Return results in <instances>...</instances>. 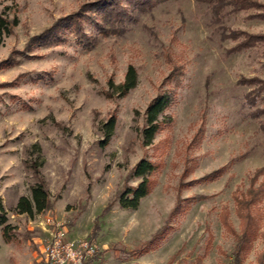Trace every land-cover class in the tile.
Segmentation results:
<instances>
[{"label": "rangeland", "instance_id": "1", "mask_svg": "<svg viewBox=\"0 0 264 264\" xmlns=\"http://www.w3.org/2000/svg\"><path fill=\"white\" fill-rule=\"evenodd\" d=\"M93 1L14 0L17 8L6 10L16 11L18 25L0 41V63L8 60L0 67V200L14 234L6 243L0 233V264H43L47 217L70 240L95 245L90 264H233L240 234L233 193L264 167V91L241 81H264V44L230 53L227 34H264V20L226 8L217 22L206 0H168L134 11L117 34L85 24L95 39L90 48L70 34L62 43L34 40ZM11 5L0 0L1 10ZM129 65L136 87L107 98L108 81L120 83ZM173 65L184 75L162 117L170 122L147 146L145 110L170 93ZM112 113L116 127L101 146L98 126ZM142 159L158 165L152 188L137 208H123L120 195L139 183L133 169ZM31 162L39 164L49 207L29 217L14 208L31 198ZM223 209L235 233L223 226ZM259 209L264 230V200ZM262 249L258 238L243 264H256Z\"/></svg>", "mask_w": 264, "mask_h": 264}, {"label": "trees", "instance_id": "2", "mask_svg": "<svg viewBox=\"0 0 264 264\" xmlns=\"http://www.w3.org/2000/svg\"><path fill=\"white\" fill-rule=\"evenodd\" d=\"M168 0H95L84 4L71 14L57 19L49 28H47L36 41L64 42L66 35L70 34L75 40L76 45L84 48H90L93 45L94 37L85 32V24H88L93 31L99 34L109 35L117 34L122 31V25L127 21L134 20L133 12L145 11L157 3ZM209 5L215 21L219 22L226 8L228 12L247 13L250 18L264 20V3L257 0H206ZM17 8L14 0L10 7L0 9V41L3 36L12 33L14 27L18 25L16 11H13L10 17L9 9ZM235 44L230 48V53H237L264 44V34H249L242 31L230 30L227 34ZM8 62L3 61L0 67ZM183 67L173 65L166 81L173 84L170 93H160L155 96L147 105L145 110V127L142 136L145 145H152L155 135L164 125H169V120L162 118L164 113L172 106L175 101V88L180 84V79L184 75ZM138 75L134 66L129 65L124 73L123 80L114 84L108 81V90L105 92L107 98L117 96L118 98L126 96L137 85ZM245 85H258V90L264 91V81L257 78L243 79ZM161 117V118H160ZM116 127V117L114 113L98 126L102 135L101 146H106ZM202 134V130L196 132L193 141ZM158 168L157 163L142 159L133 169V175L140 178L136 187H125L120 195V205L123 208L135 209L140 200L150 193L153 185L152 174ZM36 179L35 185L31 189V198L22 196L14 208L17 214H26L29 217L35 212L40 213L49 207V192L46 189L45 182L39 172V164L31 162L28 166ZM222 169L209 174L207 178L212 179L221 173ZM264 200V167L258 168L253 172L250 178L249 187L245 191H234L233 201L235 205V214L240 221V234L236 236V245L233 253V264H243L244 257L250 251L253 243L261 238L264 242V230L260 229L261 213L259 204ZM178 202V201H177ZM179 208L178 203L175 205ZM221 222L226 230L235 233L228 222V211H221ZM14 227L8 221V214L0 200V233L4 242L8 243L13 239ZM97 257V253L94 259ZM93 259V260H94ZM91 260L90 263L93 261ZM201 264V259L196 261ZM256 264H264V249L257 255Z\"/></svg>", "mask_w": 264, "mask_h": 264}, {"label": "built area", "instance_id": "3", "mask_svg": "<svg viewBox=\"0 0 264 264\" xmlns=\"http://www.w3.org/2000/svg\"><path fill=\"white\" fill-rule=\"evenodd\" d=\"M48 234L40 242L39 253L43 264H90L97 249L87 239L70 240L66 228L53 218L45 220Z\"/></svg>", "mask_w": 264, "mask_h": 264}]
</instances>
